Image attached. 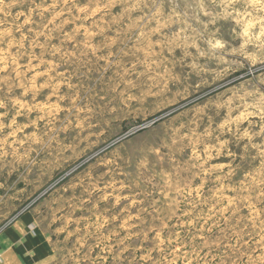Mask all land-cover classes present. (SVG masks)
I'll return each mask as SVG.
<instances>
[{
    "label": "rangeland",
    "instance_id": "1",
    "mask_svg": "<svg viewBox=\"0 0 264 264\" xmlns=\"http://www.w3.org/2000/svg\"><path fill=\"white\" fill-rule=\"evenodd\" d=\"M0 264H264V0H0Z\"/></svg>",
    "mask_w": 264,
    "mask_h": 264
},
{
    "label": "crops",
    "instance_id": "2",
    "mask_svg": "<svg viewBox=\"0 0 264 264\" xmlns=\"http://www.w3.org/2000/svg\"><path fill=\"white\" fill-rule=\"evenodd\" d=\"M9 246H12V243H10L9 245L5 246L6 248H8ZM9 249V248H8Z\"/></svg>",
    "mask_w": 264,
    "mask_h": 264
}]
</instances>
